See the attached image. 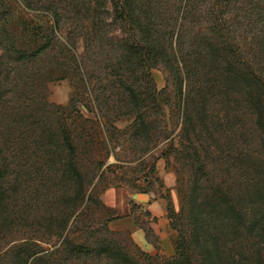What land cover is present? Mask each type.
<instances>
[{
	"label": "rangeland",
	"instance_id": "rangeland-1",
	"mask_svg": "<svg viewBox=\"0 0 264 264\" xmlns=\"http://www.w3.org/2000/svg\"><path fill=\"white\" fill-rule=\"evenodd\" d=\"M138 4V13L153 6L160 41L152 51L132 39L140 30L120 19L111 0H0V224L33 225L28 236L46 251L63 240L105 242L162 264L182 235L191 240L193 200L203 223L199 242H189L196 262L207 236L222 258L234 255L228 264H264V238L249 235L248 212L240 224L217 199L229 189L238 203L256 199L247 176L264 162V127L250 75L264 66V0ZM45 44L18 61V50ZM63 127L86 196L59 238L75 206ZM108 188L166 200L173 255L147 259L129 232L109 228L115 213L101 200ZM148 217L142 210L137 221L154 240ZM66 263L113 264L100 257Z\"/></svg>",
	"mask_w": 264,
	"mask_h": 264
},
{
	"label": "trees",
	"instance_id": "trees-1",
	"mask_svg": "<svg viewBox=\"0 0 264 264\" xmlns=\"http://www.w3.org/2000/svg\"><path fill=\"white\" fill-rule=\"evenodd\" d=\"M113 2V10L120 15V19L123 21L130 20L140 31L138 33L130 34L132 39L142 44L143 48H146L149 51L157 49V44L160 39L158 36H154L152 26L154 22L153 13H148V10H153V6H141V9L144 11L138 13L139 4L138 0H111ZM148 9V10H147ZM146 15L145 18L141 16ZM144 20V21H143ZM59 23V21H58ZM47 47V44L36 48L32 51L26 49L18 50V61H27L44 51ZM134 48V47H133ZM133 54L137 53V48ZM252 76V77H251ZM253 84L255 85L259 93V121L260 124L264 127V66H260L257 72L250 75ZM63 143L67 149V155L69 156L68 164V181L70 182V189L73 192V200H75V206L69 211H67V221L64 224L60 225L59 232L57 235L59 238L63 236V232L66 229L70 218L75 214L78 209V201L85 199L86 189L84 183H82L83 176L80 173L77 162L74 161V152L76 151L75 145L72 140L71 133L69 128H61ZM45 146V145H44ZM248 178H247V191L250 192V184L255 185V196L256 199L250 198L245 199L243 202H236L233 194L229 190H221L220 198H217L219 203L223 206H226L227 210H230L232 214L229 218L233 221L245 222L243 213L250 220H253L251 226L248 224L249 235L254 239L258 237L260 240L264 238V162H261L256 166V168H249ZM254 171V172H252ZM3 176L2 169L0 168V178ZM1 183V181H0ZM1 186V185H0ZM253 191V190H252ZM223 195V196H222ZM3 196V192L0 191V198ZM77 202V203H76ZM77 204V205H76ZM189 204V203H188ZM193 200H190V220L193 224V231L191 232V240L187 238L186 235L181 236V240L176 243V254L172 258L166 259L162 264H215V262L222 261L220 264H228L231 256L235 259L234 255H226L224 252L225 258H222V253L219 250L218 243L216 239L209 243L208 238H204L205 244L201 249V260L196 262L195 254L191 244V241H197L201 239V234L199 229L203 226H200L198 223V218L194 215ZM246 211V212H244ZM250 211V212H249ZM1 215V214H0ZM1 217V216H0ZM239 224V225H240ZM34 226H15L0 224V264H67L66 261L70 258L82 259V258H109L112 260L113 264H150V263H141L131 256L126 250L121 247H116L105 242H100L96 246L86 245L83 243H70L67 244V240H63L61 244L53 250H45L38 244L36 241L32 240V237H29V233L34 232ZM175 227V224H174ZM109 229V228H108ZM205 231V230H204ZM207 232L209 230H206ZM151 232V231H150ZM205 233V232H204ZM207 235V234H206ZM209 236V235H208ZM203 242V243H204ZM193 243V242H192ZM237 245L233 246L235 249ZM66 248V249H65ZM233 250V249H232ZM68 251L67 257H62L63 253ZM145 258H153L154 255L147 252H143ZM196 262V263H195Z\"/></svg>",
	"mask_w": 264,
	"mask_h": 264
},
{
	"label": "crops",
	"instance_id": "crops-1",
	"mask_svg": "<svg viewBox=\"0 0 264 264\" xmlns=\"http://www.w3.org/2000/svg\"><path fill=\"white\" fill-rule=\"evenodd\" d=\"M145 198L131 196L123 189H106L101 195V200L115 213L108 226L115 232H129L135 243L148 253L159 252L171 256L175 252L176 232L170 223L166 200L161 197L152 198L151 193ZM142 210L150 214L148 226L152 229L154 240L150 239L147 232L138 224L137 217Z\"/></svg>",
	"mask_w": 264,
	"mask_h": 264
},
{
	"label": "water",
	"instance_id": "water-1",
	"mask_svg": "<svg viewBox=\"0 0 264 264\" xmlns=\"http://www.w3.org/2000/svg\"><path fill=\"white\" fill-rule=\"evenodd\" d=\"M143 198H145V196H143Z\"/></svg>",
	"mask_w": 264,
	"mask_h": 264
}]
</instances>
